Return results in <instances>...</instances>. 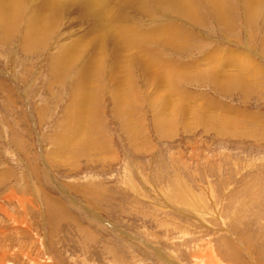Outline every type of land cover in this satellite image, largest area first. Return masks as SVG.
Returning <instances> with one entry per match:
<instances>
[{
  "label": "rangeland",
  "instance_id": "rangeland-1",
  "mask_svg": "<svg viewBox=\"0 0 264 264\" xmlns=\"http://www.w3.org/2000/svg\"><path fill=\"white\" fill-rule=\"evenodd\" d=\"M102 1L0 25V264H264V0Z\"/></svg>",
  "mask_w": 264,
  "mask_h": 264
},
{
  "label": "bare ground",
  "instance_id": "bare-ground-1",
  "mask_svg": "<svg viewBox=\"0 0 264 264\" xmlns=\"http://www.w3.org/2000/svg\"><path fill=\"white\" fill-rule=\"evenodd\" d=\"M15 1V2H14ZM25 1H26V5L28 6V7H30V8H27V14H29V17L31 18V24H30V26H28V30L30 31H28L29 33L27 34V36L29 35H31L32 37H33V40H32V42L34 43V45L35 44H37V43H43V39H47L48 38V31L50 30V29H52L53 27H51L50 28V26H52L53 24H55L56 22H57V20H58V17H59V15L61 16L63 13H61L62 11L60 10V9H58V10H55V4L53 5V1L54 0H42L41 2H39V4L34 8L33 7V3L32 2H34V0H0V3L1 4H4V6L6 7V8H4V10L2 11V13L0 14V21H1V26H2V29L4 28L5 30H8V25H9V20H10V17L8 18V16H10V15H8V11L11 9L10 7L8 8V6L9 5H11L12 7L14 6L16 9H20L21 8V10H22V6H23V4L25 3ZM110 1V0H109ZM118 1V0H117ZM144 1H146V0H144ZM161 1V0H160ZM175 1V0H174ZM225 1V0H224ZM102 2V3H101ZM106 2H108V1H106ZM134 2H139V3H137V6H138V8H140L141 7V5H140V3H142L143 2V0H130L129 1V3L128 4H130V3H132V5H133V3ZM169 2V1H168ZM168 2H167V4H168ZM259 2V1H258ZM261 2H262V0H261ZM264 2V1H263ZM100 6L102 5H105L106 3L104 2V1H102V0H100ZM153 3V2H152ZM160 3V2H159ZM254 3V2H253ZM252 3V4H253ZM0 4V5H1ZM186 4V3H185ZM260 4H263V3H260ZM259 3L257 4V6L258 5H260ZM118 5V4H117ZM127 5V4H126ZM143 5V4H142ZM153 5V4H152ZM169 5V4H168ZM170 5H171V1H170ZM2 6V5H1ZM1 6H0V8H1ZM97 6V5H96ZM121 6V5H120ZM150 6H151V4H150ZM163 6V5H162ZM183 6V5H182ZM262 6V5H261ZM106 7V6H105ZM104 7V8H105ZM165 7V6H164ZM256 7V6H255ZM32 8H34L32 11H31V9ZM99 8V7H98ZM119 8V7H118ZM124 8V7H123ZM162 8V7H161ZM15 9V10H16ZM106 9V8H105ZM125 9V8H124ZM129 9V8H128ZM131 9H133V8H131ZM164 9V8H163ZM216 9V8H215ZM257 9V8H256ZM256 9H254V10H256ZM109 10V9H108ZM127 10V9H126ZM250 10L252 11L253 9L250 7ZM13 11V10H12ZM42 11H45V12H47V14H52V15H57V17H56V19L55 18H52V19H50V21L48 22V23H45V20H46V18L43 16V17H41L42 15H43V13H42ZM110 11V10H109ZM109 11L107 12V13H109ZM115 11H116V9H115ZM125 11V10H124ZM133 11V10H132ZM137 11H139L138 9H137ZM136 11V12H137ZM189 11V10H188ZM264 11V10H263ZM19 12V11H18ZM49 12V13H48ZM130 12V11H129ZM42 13V14H41ZM113 13V12H112ZM106 14V13H105ZM252 14H253V12H252ZM107 15V14H106ZM131 15V14H130ZM181 15V14H180ZM36 17H38V18H36ZM108 17V16H107ZM116 18H118V17H116ZM124 18H126V17H123L122 15H121V19H120V15H119V18L118 19H116V21H117V25L118 26H120L121 24H122V20L124 19ZM130 18H132V17H130ZM127 19V18H126ZM151 19V18H150ZM153 19V18H152ZM15 20V19H14ZM154 21V20H153ZM52 22V25H50V23ZM105 22V21H104ZM131 22V21H130ZM196 22V21H195ZM60 23V22H59ZM64 23V22H63ZM115 23V22H114ZM13 24H14V22H13ZM62 24V23H61ZM100 24H103L104 25V23H100ZM99 24V25H100ZM108 24V23H107ZM12 25V24H11ZM99 25L96 23L94 26L96 27V30H97V28L99 27ZM128 25H129V23H128ZM10 26V25H9ZM98 26V27H97ZM101 26V25H100ZM117 26V27H118ZM123 26V25H122ZM11 27V26H10ZM124 27V26H123ZM133 26H130L129 28H132ZM101 28H104V26H101ZM112 28V27H111ZM125 28L127 29V27L125 26ZM1 29V30H2ZM122 29V28H121ZM120 29V30H121ZM125 29V30H126ZM100 31H102L101 29H99ZM123 30H124V28H123ZM130 31L132 30V29H129ZM128 30V32L129 33H131L130 31ZM135 30H137V29H135ZM3 31V30H2ZM109 31H112V30H109ZM122 31V30H121ZM120 31V32H121ZM127 31V30H126ZM133 31V33L135 32L134 30H132ZM105 32H106V30H105ZM106 33H108V32H106ZM110 34H111V32H109ZM113 33V32H112ZM127 32H125V34H126ZM138 33H140V32H138ZM132 34V33H131ZM144 34V33H143ZM115 35V34H114ZM127 35H129V34H127ZM126 35V36H127ZM134 35V34H133ZM132 35V36H133ZM29 36H28V39H29ZM100 36V35H99ZM109 36V35H108ZM132 36H127V37H125L126 39L127 38H129L128 40H130V41H132L133 42V44H134V42L136 41V39H139V37L140 36H142V33L140 34V36L139 37H136V35H135V38H134V36H133V40H131L132 39ZM144 36V35H143ZM121 37L123 38V36L121 35ZM103 38H104V36H103ZM109 38V37H108ZM101 39H102V37H101ZM114 39V38H113ZM141 40V39H140ZM114 41V40H113ZM118 41V40H117ZM139 41V40H138ZM174 41V40H173ZM84 42V41H83ZM105 42V41H104ZM142 42V41H141ZM85 43V42H84ZM136 43V42H135ZM124 44V43H123ZM39 45V44H38ZM61 45V44H60ZM127 46V45H126ZM140 46V45H139ZM142 46V45H141ZM150 47V46H149ZM177 47H178V45H177ZM63 48V47H62ZM107 48V47H106ZM171 48V47H170ZM64 49V48H63ZM62 50V49H61ZM66 50V49H65ZM127 50V49H126ZM105 51V50H104ZM113 51V50H112ZM143 51V50H142ZM65 52V51H64ZM136 52V51H135ZM63 53V52H62ZM70 51H69V55H70ZM109 54V53H108ZM111 54V53H110ZM67 55V54H66ZM116 56V55H115ZM138 56V55H137ZM140 56V55H139ZM59 57H61L60 56V54H59ZM66 58V57H65ZM116 58V57H115ZM141 58H143V57H141ZM59 59V58H58ZM57 59V60H58ZM86 59H88V58H86ZM118 60V59H117ZM116 60V61H117ZM159 60V59H158ZM154 61H156V60H154ZM160 61V60H159ZM60 62V61H59ZM161 63V62H160ZM131 64H133V63H131ZM117 65V64H116ZM142 65V64H141ZM56 66V65H55ZM60 66V65H59ZM153 66V65H152ZM155 66V65H154ZM166 66V65H165ZM73 67V66H72ZM85 67H87V66H85ZM129 67V66H128ZM133 67H134V65H133ZM61 68V67H60ZM59 68V69H60ZM111 68V67H110ZM131 68V67H130ZM70 69V68H69ZM83 69V68H82ZM88 69H89V67H88ZM143 69V68H142ZM169 69V68H168ZM134 70V69H133ZM83 71V70H82ZM89 71V70H88ZM83 73V72H82ZM144 73V72H143ZM161 73V72H160ZM148 74V73H147ZM61 75V74H60ZM84 76V78H88V76H90V73H88L87 71H86V74H84L83 75ZM148 76V75H147ZM147 76H145V77H147ZM128 77V76H127ZM149 77V76H148ZM133 79V78H132ZM147 80H148V78H147ZM151 80V79H150ZM154 80V79H153ZM133 81V80H132ZM145 81V80H144ZM165 82V81H164ZM149 83V82H148ZM155 83V82H154ZM226 83V82H225ZM83 87V86H82ZM125 87V86H124ZM83 99V98H82ZM163 99V98H162ZM163 100H165V99H163ZM81 103H83V102H81ZM80 108V107H79ZM78 109V108H77ZM164 111V110H163ZM166 123V122H165ZM170 123V122H169ZM69 142H71V141H69ZM213 259V258H212ZM202 264V263H201Z\"/></svg>",
  "mask_w": 264,
  "mask_h": 264
}]
</instances>
